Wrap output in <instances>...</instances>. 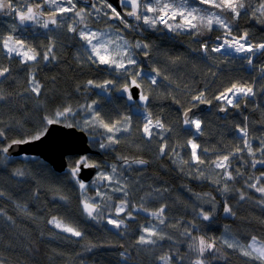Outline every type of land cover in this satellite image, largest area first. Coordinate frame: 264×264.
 Masks as SVG:
<instances>
[{"label": "trees", "instance_id": "1", "mask_svg": "<svg viewBox=\"0 0 264 264\" xmlns=\"http://www.w3.org/2000/svg\"><path fill=\"white\" fill-rule=\"evenodd\" d=\"M169 1L173 9L188 2ZM103 3L111 15L114 8ZM191 6L215 10L228 29L200 18L186 30L175 29V19L168 23L170 31L140 22L121 30L131 44H144V50H136L141 76L118 85L127 90L141 85L146 100L141 112L133 111L126 90H114L111 98L100 94L98 88L107 89L117 78L76 38L61 33L55 41L25 39L36 55L33 62L6 56L0 45V264H162L167 258L172 264H260L226 249L223 235L228 230L244 244L264 243V206L253 190L254 183L264 186V51L253 59H227L217 50L226 32L248 35L254 47L264 43V0H216L214 5L195 0ZM87 16L96 17L87 23L99 31L109 25L108 15ZM12 26L0 11V35L17 34ZM235 87L249 92L228 104L221 97ZM202 104L209 108L194 116L196 129L184 115ZM93 114L102 127L111 130L124 122L125 130L107 137L102 129H90L83 121ZM148 120L158 126L145 133ZM54 122L109 138L106 148L90 141L101 154L87 158L99 170L125 164L124 191L113 192L100 175L95 187L80 191L81 182L70 170L57 173L40 158L6 155L11 144L40 137ZM75 160L69 157V168ZM87 199L98 220L84 213ZM111 201L126 205L118 231L105 220ZM144 211L161 215L150 218ZM150 221L162 223L166 238L143 241Z\"/></svg>", "mask_w": 264, "mask_h": 264}, {"label": "rangeland", "instance_id": "2", "mask_svg": "<svg viewBox=\"0 0 264 264\" xmlns=\"http://www.w3.org/2000/svg\"><path fill=\"white\" fill-rule=\"evenodd\" d=\"M38 0H15L14 6L11 5L9 8L0 5V11L4 16L8 15V11L12 9L14 12H18L16 16H12L9 19L14 26H12V30L17 28L18 33L13 36L0 35V45L3 53L8 57H19L23 62H33L36 59V55L33 53L32 49H30L25 44V39H50L54 40L57 36H61L62 34L67 35L68 37L76 38L79 44L82 47V50L86 54H90L92 59L102 67H105L110 75L117 78V82L111 84L109 86L105 85L107 89H101L100 94L107 96V98H111L114 90L118 93L122 94L125 90H127L126 86H121L120 81L126 77H140L141 74L138 69L135 67L140 62L139 53L137 51L144 50V44L141 42H135L131 44L130 41L123 35L122 28L115 26L114 23L110 21L111 16L106 14L103 11L102 4L98 7L100 11H103L105 15H108L105 18V21L109 23L105 30H97L96 28L90 26L87 22L88 20H95V18L87 16V14L92 12H84L81 13L75 7L74 0H41L43 4L37 2ZM126 7L132 13H136L140 17V23L146 25L155 24V16L158 13V7L168 8L171 11V19H175V24L178 26L175 29L186 30L195 25V22L200 18L205 19L210 24L221 27L223 29L228 26V24L223 20L215 10L209 11H198L196 8L191 6V0L188 2H180L178 8H172L169 6V0H150L149 2H143L142 0H122ZM169 1V2H168ZM200 2L206 3L208 5H214L216 0H198ZM231 1V0H229ZM41 6V7H39ZM214 8V6H211ZM235 16L238 15V11L234 9ZM129 12V11H128ZM94 14V13H92ZM95 15V14H94ZM27 18L26 24L28 27H22L17 23V18ZM30 20H34L33 22L36 25L31 26ZM53 23L54 29H49V24ZM9 24V23H8ZM172 24V23H170ZM168 24L167 30L170 31L171 25ZM70 35V36H69ZM29 37V38H27ZM36 41V40H35ZM250 38L248 35L244 34L241 38L233 37L230 33L226 32L224 38H221V45L218 48V52L223 55V57L227 59L231 58H243L247 56H252L253 59L255 56L260 55L261 52L264 51V43L260 44L258 50L257 47H254L250 42ZM223 47V49H221ZM255 50H257L256 53ZM142 56L148 55V53H141ZM144 62H150V58L146 57ZM252 64V63H250ZM261 75H264V69L261 70ZM132 85H140V84H132ZM131 85V86H132ZM141 86V85H140ZM130 88V87H129ZM248 90H244L241 87H235L233 90L229 91L226 95L222 96L224 100L228 104H232L239 96L248 93ZM127 101L134 105L133 111L141 112L142 107L146 104V100L144 96L139 99V101H134L131 95L126 96ZM92 109V107H90ZM94 112V111H93ZM191 125L195 126L196 129L199 127V123L196 117L190 120ZM58 123V122H57ZM60 123V122H59ZM83 123L87 125L90 129L96 127L97 130L102 129L104 134L108 137L118 135L125 130V126L121 122L116 125L113 129L108 130L107 127H102L100 121L93 114L92 118L87 117ZM62 124V123H61ZM154 126H158V124L151 122L148 120L147 126L145 128V133L150 131V129ZM107 129V130H106ZM96 130V136L89 135V140L91 142H99L98 145L100 148H106L109 146V138L101 136L100 132ZM109 135V136H110ZM191 148L194 153V157L197 155V147L192 143ZM225 163L221 162V165ZM81 164L92 165L87 156H79L76 157L74 167L69 168L70 172L73 174V177L77 179L80 183V191H85L88 187H95L94 181L97 176L99 178H103L106 182L109 183L110 188L113 192H123V184H122V172L121 170L125 168V164H120L111 166L107 165L106 169H100L97 176L90 181L89 183H84L80 181L77 177V173L79 172V166ZM142 162H139L138 165L142 166ZM49 165V164H48ZM261 178L264 180V174L261 175ZM260 184V183H258ZM256 189H253L255 193L261 196V205L264 206V186L254 183ZM95 202L98 204V199L94 198ZM93 200V201H94ZM100 208V207H99ZM83 209L86 216L90 219L98 220L99 217L96 215V206L90 200L83 201ZM102 210V208H100ZM126 210V205L124 203H114L110 202L109 209L105 210V215L107 217L105 220H109L110 227L116 231L120 230L121 227L124 226V222L118 218L121 216ZM103 212V210H102ZM135 212L140 213L141 208L135 207ZM146 215L150 218H159V213L154 211H144ZM127 219L131 218V215H126ZM68 231H71L68 229ZM72 232V231H71ZM166 232L163 230L162 223L155 224L150 221L149 224L145 227L143 233V241L144 242H156L157 239H164L166 237L163 236V233ZM224 242L226 249L230 248L232 250H236L239 253H243L248 257H254L256 261L260 264H264V243L253 239L250 243L244 244L239 241V239L235 238L234 235L226 230L224 235ZM159 255V254H158ZM162 264H172L171 259L167 258L161 261ZM197 264H199L197 262Z\"/></svg>", "mask_w": 264, "mask_h": 264}, {"label": "water", "instance_id": "3", "mask_svg": "<svg viewBox=\"0 0 264 264\" xmlns=\"http://www.w3.org/2000/svg\"><path fill=\"white\" fill-rule=\"evenodd\" d=\"M114 6L119 12L122 11L121 0H106ZM80 4L90 5L93 0H77ZM126 20L131 23H137L139 17L135 13L125 14ZM20 22H26L21 18ZM146 56H144V59ZM145 67L149 68V63L145 62ZM126 93L131 94L135 101L141 97L139 86H132ZM209 106L202 104L187 111L184 120L188 122L195 115L204 112ZM225 112L222 111L223 115ZM99 151L93 149L90 145L89 135L74 126H67L61 123H51L46 131L38 138L25 142H16L11 144L7 150L8 157L31 156L37 157L49 164L57 173L65 172L69 167V157H79L87 155H98ZM99 169L96 165L86 166L81 164L77 177L84 183L92 181Z\"/></svg>", "mask_w": 264, "mask_h": 264}, {"label": "flooded vegetation", "instance_id": "4", "mask_svg": "<svg viewBox=\"0 0 264 264\" xmlns=\"http://www.w3.org/2000/svg\"><path fill=\"white\" fill-rule=\"evenodd\" d=\"M14 1L15 0H0V5L3 6L4 9H5V7H8L9 8L11 5L14 6ZM103 1L107 2L106 0H93V3L92 4L86 5V4H80V3L77 2V0H74V4H75V7L78 9V11H80L81 13H84V12H92V13L95 14V16H97L99 18H104L105 13L103 11H100L98 9V7L100 6V4H102V8H103V4H104ZM37 2L38 3H41V5L43 4V1H41V0H38ZM108 4L110 6H112L110 3H108ZM121 6H122V11H120V12L114 6H112L114 8V11L111 14L112 16H111V19L110 20H111L112 23L115 24V26H118L120 28H125L126 27V24H128V23L131 24L130 21L126 20L125 14H131L132 12H130V10L126 7V5L123 3L122 0H121ZM39 7H41V6H39ZM88 7L91 8V9H88ZM17 14H19V13L18 12H14L12 9H10L8 11L7 18H11L12 16H16ZM138 17H139V15H138ZM23 18H25V17H23ZM20 19H21L20 17L17 18V23L20 26H22V27H28L26 24H22V23H26V22H20ZM25 19L27 21V18H25ZM33 21L30 20V25L31 26H33V25L35 26L36 25V23H34ZM139 22H140V17H139V21L137 23H139ZM49 29L50 30L54 29L53 23L52 24L51 23L49 24ZM132 86H135V85H132ZM128 90H126V92ZM126 92H125L126 96H129L130 94L129 93H126Z\"/></svg>", "mask_w": 264, "mask_h": 264}, {"label": "built area", "instance_id": "5", "mask_svg": "<svg viewBox=\"0 0 264 264\" xmlns=\"http://www.w3.org/2000/svg\"><path fill=\"white\" fill-rule=\"evenodd\" d=\"M171 17V12L168 9H161L155 16L156 23L162 28L166 27L169 23V19Z\"/></svg>", "mask_w": 264, "mask_h": 264}, {"label": "bare ground", "instance_id": "6", "mask_svg": "<svg viewBox=\"0 0 264 264\" xmlns=\"http://www.w3.org/2000/svg\"><path fill=\"white\" fill-rule=\"evenodd\" d=\"M221 49H223V47H221ZM97 151H99V150H97ZM99 152H100V151H99ZM100 154H101V152H100ZM86 166H87V165H86ZM88 166H91V165H88ZM185 234H186V233H183V235H185ZM187 237L189 238V240H192L191 237H190L189 235H188ZM196 243L199 244L198 242H196Z\"/></svg>", "mask_w": 264, "mask_h": 264}, {"label": "clouds", "instance_id": "7", "mask_svg": "<svg viewBox=\"0 0 264 264\" xmlns=\"http://www.w3.org/2000/svg\"><path fill=\"white\" fill-rule=\"evenodd\" d=\"M259 47H260V46L257 47V50H258ZM257 50H255V52H256V53H259V52H257ZM261 53H262V52H261ZM249 67L252 68V65L250 64ZM90 145H91V144H90ZM95 150H96V149H95Z\"/></svg>", "mask_w": 264, "mask_h": 264}]
</instances>
